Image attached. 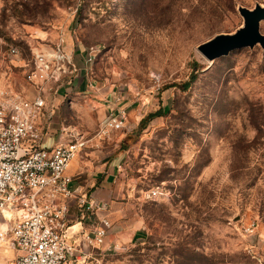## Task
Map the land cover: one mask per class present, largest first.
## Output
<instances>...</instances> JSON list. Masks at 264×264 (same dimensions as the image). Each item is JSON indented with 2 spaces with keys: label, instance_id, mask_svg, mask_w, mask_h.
I'll use <instances>...</instances> for the list:
<instances>
[{
  "label": "rangeland",
  "instance_id": "374dc122",
  "mask_svg": "<svg viewBox=\"0 0 264 264\" xmlns=\"http://www.w3.org/2000/svg\"><path fill=\"white\" fill-rule=\"evenodd\" d=\"M256 4L0 0V88L29 94L36 49L60 43L90 56L74 58L87 87L63 91L56 114L88 138L80 158L119 160L138 215L128 239L78 264H264V49L212 61L197 49L241 27L238 8ZM102 94L125 108L122 128L102 130Z\"/></svg>",
  "mask_w": 264,
  "mask_h": 264
},
{
  "label": "built area",
  "instance_id": "2783aa9c",
  "mask_svg": "<svg viewBox=\"0 0 264 264\" xmlns=\"http://www.w3.org/2000/svg\"><path fill=\"white\" fill-rule=\"evenodd\" d=\"M10 51L16 52L15 48ZM75 72L71 53L57 43L50 49L33 51L26 75L36 90L33 97L0 88V222L4 224L0 228V245L17 252L11 264H69L76 250L67 240V229L75 218L70 212L71 198L84 212V218L91 221V231L84 235L86 243L102 245L107 235L109 221L93 218L99 204L87 195H79L67 172L88 138L73 128L67 132L65 143L52 147L39 144L45 83H57ZM126 119L125 108L110 112L102 130L120 129ZM154 195L155 191L148 194L151 198Z\"/></svg>",
  "mask_w": 264,
  "mask_h": 264
},
{
  "label": "crops",
  "instance_id": "0c3cea01",
  "mask_svg": "<svg viewBox=\"0 0 264 264\" xmlns=\"http://www.w3.org/2000/svg\"><path fill=\"white\" fill-rule=\"evenodd\" d=\"M71 55L76 64V72L70 76L65 75L57 83H45V88L43 89L45 110L38 122L41 130L39 141L41 146L52 147L65 143L69 138L67 132L74 128L61 123L56 114V109L62 102L63 91L74 90L81 86L87 87L82 74L78 81L76 80L82 71V66L79 63L86 64L87 60H82L84 58L82 53H71ZM75 56H80L81 61L79 63L75 62ZM90 86L92 87V85ZM29 88L31 90L25 97L31 98L36 94V90L31 85H29ZM100 98L103 101L102 103L107 108H110L109 113H114L119 109L120 100H116L119 99L118 97L102 94ZM118 161L117 159L102 160L96 154L91 158H80L76 155L67 169L68 174L71 176V186L77 188L79 195H87L91 200L99 204L100 208L93 212L94 220L106 218L110 223L104 243L99 245L102 250L108 249L114 242H123L128 239L132 234V227L137 223V217L133 218V215H138L132 212L131 204L126 199V195H129L130 191L122 186L119 180ZM120 199L125 201H119ZM68 201L70 212L75 218L67 229V240L72 242L76 249L75 255L69 257V264L73 262L78 264L85 261L91 255L92 248L95 247H91L84 240V235L91 231L92 226L91 221L86 219V217L84 218L85 214L77 207L75 200L71 198ZM1 227L2 223L0 222ZM16 253L14 249L0 245V264H11Z\"/></svg>",
  "mask_w": 264,
  "mask_h": 264
},
{
  "label": "water",
  "instance_id": "95a60500",
  "mask_svg": "<svg viewBox=\"0 0 264 264\" xmlns=\"http://www.w3.org/2000/svg\"><path fill=\"white\" fill-rule=\"evenodd\" d=\"M243 25L232 33H218L198 45L199 52L209 61L242 47H252L259 43L264 49V35L259 31L260 21L264 19V5L256 4L252 9L238 8Z\"/></svg>",
  "mask_w": 264,
  "mask_h": 264
},
{
  "label": "trees",
  "instance_id": "16d2710c",
  "mask_svg": "<svg viewBox=\"0 0 264 264\" xmlns=\"http://www.w3.org/2000/svg\"><path fill=\"white\" fill-rule=\"evenodd\" d=\"M158 115H160L159 110H157V111H155V112H151V113H149L146 117L141 118V120H140L141 128H143V127L145 126V124H146V122H147L148 120H150L151 118H153V117H155V116H158Z\"/></svg>",
  "mask_w": 264,
  "mask_h": 264
},
{
  "label": "bare ground",
  "instance_id": "6f19581e",
  "mask_svg": "<svg viewBox=\"0 0 264 264\" xmlns=\"http://www.w3.org/2000/svg\"><path fill=\"white\" fill-rule=\"evenodd\" d=\"M7 214V213H6ZM4 227V224H2V227L1 228H3Z\"/></svg>",
  "mask_w": 264,
  "mask_h": 264
}]
</instances>
